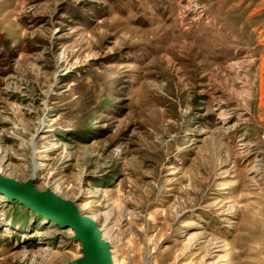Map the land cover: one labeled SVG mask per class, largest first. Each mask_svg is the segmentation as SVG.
<instances>
[{"label":"rangeland","instance_id":"1","mask_svg":"<svg viewBox=\"0 0 264 264\" xmlns=\"http://www.w3.org/2000/svg\"><path fill=\"white\" fill-rule=\"evenodd\" d=\"M33 168L113 264H264V0H0V173ZM72 235L0 192V264Z\"/></svg>","mask_w":264,"mask_h":264},{"label":"water","instance_id":"2","mask_svg":"<svg viewBox=\"0 0 264 264\" xmlns=\"http://www.w3.org/2000/svg\"><path fill=\"white\" fill-rule=\"evenodd\" d=\"M0 192L16 199L46 220L71 228V239L80 243L81 256L69 264H113L110 244L101 235L97 221L88 218L75 203L48 189L38 190L32 180L19 182L0 173Z\"/></svg>","mask_w":264,"mask_h":264},{"label":"bare ground","instance_id":"3","mask_svg":"<svg viewBox=\"0 0 264 264\" xmlns=\"http://www.w3.org/2000/svg\"><path fill=\"white\" fill-rule=\"evenodd\" d=\"M35 171H36V168H33V169H32V172H30V174H29L28 179H32V178H33V175H34ZM46 189H48V190H50L51 192H53L54 194L58 195V194L56 193L55 189H51V188H46ZM87 215H88V214H87ZM99 215H101V213L88 215V218L91 219V220H94V221H95V220H97V218H98ZM67 230L73 233V230H72L71 228L68 227ZM100 230H101V229H100Z\"/></svg>","mask_w":264,"mask_h":264}]
</instances>
